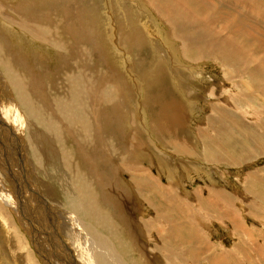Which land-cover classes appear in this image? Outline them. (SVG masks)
Returning <instances> with one entry per match:
<instances>
[{"label": "rangeland", "instance_id": "rangeland-1", "mask_svg": "<svg viewBox=\"0 0 264 264\" xmlns=\"http://www.w3.org/2000/svg\"><path fill=\"white\" fill-rule=\"evenodd\" d=\"M11 1L18 2L20 0ZM39 1L44 3L43 9L46 12L56 9H50L54 0ZM76 1L78 3L89 1V10H82V13L93 20L91 26L93 36L97 37L99 35V38H101L106 35L108 38L111 37L110 39L113 41L111 42L112 50L107 51L108 47L105 46L104 54L107 55L110 52V55H107L109 56V63L117 65L115 69L119 70L118 74L121 73L120 79L124 84L126 83V88H129L127 94L130 95L128 100L130 103L128 102L129 105L126 110L130 114L129 120L132 121V124L125 123V129L124 127L120 129V137L116 138V141L121 137L123 141L127 138L130 145V143H133L131 138H133L132 133L134 132L142 137L143 145L149 143V147H147L148 149L145 148V152L144 150L143 152L140 151L138 148L136 149L137 152L135 151L138 145L136 140L137 145L132 144L134 149L132 148L131 151H134L133 153L137 155L134 159L135 166H138L136 168L140 167V171L135 173H145V176H151L153 182L156 181L154 185L156 189L153 192L158 190L165 193V195H162L157 192L158 196L160 195L159 198H163L161 199L162 202H166L162 210L166 218L163 216L164 220L163 218L160 219L161 215L154 205L149 206V204L145 205L141 202L143 208H141L142 212L139 215L140 219L147 222L152 228L155 226L156 229H159L156 221H163L160 225L164 227H170L168 221H173L171 222V230L176 229L174 225L177 221H192V226L199 231L198 236L203 247L200 248L202 264H205V261L208 263L207 260L211 257H214L216 261H220L219 264H264V202L260 201L264 198L261 196V194H264L262 188L264 187V92H262L264 88V70L259 66L260 63L264 65V29L256 22L264 23V11L261 13L263 14L262 17L259 15L260 13L256 15L241 8L246 2V6L259 9L258 0H205L204 5L206 7L203 9L200 8L202 4L195 2V0H164L172 7L176 15L182 13L186 16L182 18L180 25L186 27L189 33L183 36L194 39L192 49L200 50L202 46V49L206 52L202 56L203 60L192 54L183 58L184 54H181L182 52L178 50L181 46V37L173 35L174 38H170L172 40V46L170 47L169 43L166 42L168 40L166 33L168 30L170 31L171 26L163 22L160 13L153 9L154 7L152 8L153 5L149 0L151 10L146 7L149 5L144 0H138L139 4L133 0H72L70 5L77 3ZM6 4L13 5L12 3ZM225 5L231 7L230 12L235 10V14H226L224 10L227 7ZM144 12L148 13L145 14ZM8 14L0 5V34L2 37L8 39L9 30L12 34L18 31L20 34L18 32V35L17 33L11 34L13 38L11 36L10 38H12L11 45L14 48L19 47V53L22 50V54H31L32 56L43 53L41 57L46 54L45 57L50 58L48 53L37 47L41 44V35L26 30L23 27L24 25L18 21V19L21 20V17L16 13L15 15L10 11ZM74 16H71L70 21L74 22L75 20V22H78V18L76 16L74 18ZM232 16L235 24L231 22ZM25 20L27 23L32 24L30 19L25 18ZM196 24L198 25L197 29L199 27L212 29L207 32L214 34L215 37L210 36L208 40L204 38L203 43L205 44H198L200 40L196 38L197 35L194 32L197 31ZM124 26L127 27V31H124V33L129 40L135 37L136 40L140 39L143 44V46L141 45L143 48H140L137 53L134 50L131 52L127 45H121L118 41V39L120 40L117 32L118 28L122 29ZM2 32L4 33L2 34ZM22 33L23 36H21ZM19 35L21 40L18 37ZM226 38L229 39L226 47L228 52L221 47L225 45ZM97 39L95 38L93 41L95 42ZM24 40L26 41L24 42ZM207 41H211L212 51H224L227 54L228 61L226 63L207 58L209 54L207 51H210V48L206 47L208 46ZM61 42L64 46L65 40L63 39ZM214 42H220L221 45L220 43L214 44ZM25 43H28V45ZM148 44L149 47H147ZM260 44L263 45L262 48H259ZM173 45L178 46L176 48ZM29 46L32 47L29 48ZM88 46L89 43L79 45L80 51L85 52L84 60L86 59L89 62H87L86 72L93 68L92 58L87 50ZM32 48L33 50H31ZM65 54L68 55L66 52ZM0 57L9 58L0 59V87L3 86L0 88V126L3 129L0 138L5 136L3 141L6 144L4 145L5 149L0 147L2 153H0V264H66V262L67 264L75 262L77 264H95V259H98L100 252H98L99 246L97 244L95 246L91 231L101 234L103 228L90 217L87 204L79 207L74 185L78 179L81 180L80 174L77 173L79 178L72 179L70 176L71 171L67 170L63 161L58 159V155L67 152L66 148L70 150L76 148L77 144L81 143V139L76 134L72 142L66 143L60 137L57 141H54L55 143H52L53 146L50 145V148H52L48 149L49 159L38 160L39 158L31 151L30 143H27L25 137L24 113L23 109L19 108L18 103L22 98L17 96L16 99V94L19 93V87L15 85L17 82L10 75H6V78H11L12 81L8 79L9 82H6L2 71L4 65L8 66L9 72L15 70L20 75L19 79L25 76L23 81L28 84V87H23L25 92H32V95H35L34 92L38 88L31 84L32 81L28 80L27 76L31 73L24 66L26 64L33 67L34 64H31V58L30 61L24 59L23 62L12 59L5 49L0 52ZM117 58L120 67L115 62ZM151 58L154 62L156 61L155 64ZM50 60H53V58H50ZM141 61H144L145 67L143 69L138 68V63ZM16 64L19 66L17 67ZM106 64L108 65L105 60V68H107ZM54 66L51 64L50 67V62L45 63L44 69L39 68L41 65L39 67L35 66L38 70L36 77L46 78V73H44L46 68L52 69ZM154 67L155 70H152ZM100 69L99 67L98 70L101 73L102 69ZM163 69H165L167 77L166 85L172 96L180 104V112L183 116L180 126H184L180 130V138L188 144V148L190 147L188 152L184 150L178 152L169 147L170 145L165 144L151 127L153 115L150 112L148 97L155 88L156 80H158L154 77ZM249 71H254L252 76H248ZM243 72L246 75H243ZM102 74V82H89L91 89L89 91L91 98L89 97V99H91L90 103L93 108V121L98 120L105 126L106 120L110 118V109L108 108L110 105L105 106L103 101H112L114 90L108 84V78H106L104 71ZM146 74L147 76H145ZM252 77H256L255 80H252L254 79ZM152 78L156 80L154 81ZM35 82L41 87V82L37 80ZM176 82L177 84H175ZM148 83H150L149 86ZM256 83H259V85ZM249 84H256V87L246 86ZM11 86L13 92L10 89ZM102 86H107L110 89L109 93L104 92ZM74 87L73 82L71 94L75 90ZM248 88L252 89L248 90ZM16 91L18 93L14 94ZM49 93H51V90H49ZM36 102L39 103L37 99L33 103L38 106L39 104H36ZM26 116L28 117V114ZM220 116L221 118H219ZM29 118L28 120H32V118ZM105 118L107 119L104 121ZM213 120L217 121L214 122ZM218 122L221 124H218ZM5 125L8 127L6 128ZM128 126L130 127L128 128ZM106 132L110 133L109 130H105ZM126 143L127 141L123 143L125 147H129ZM96 145L97 143L94 141L87 144L90 154L93 153L97 147ZM53 149L52 153L51 150ZM126 161H124L125 164H128L129 161ZM99 164L105 168L100 162ZM129 166L132 167V165ZM186 168L188 169L186 170ZM127 173L125 174L130 178L132 174ZM252 185L253 187H251ZM54 188L58 190L56 193ZM135 190L141 198V194L146 193L144 191L141 193L138 188ZM151 200L152 202L157 201L156 199ZM98 205V209L106 213L109 212L108 214H111L110 211H117L115 207L108 206L103 201H98ZM157 206L160 205L157 204ZM153 208L154 211H152ZM76 213L78 219H80L77 221L81 228L79 233L71 231L73 230L72 226L70 227L64 223L71 214L76 215ZM122 223L116 221L115 227H118L121 237L126 239V226ZM65 226L68 229H65ZM165 234L167 233L165 232ZM152 239L159 242L155 236ZM168 242L169 244L172 243L170 240ZM197 243L199 244V242ZM177 246L172 244L173 249L171 248V250L176 252L179 250ZM113 248L116 251H113V254L117 260L112 261L110 258L108 260L113 264H130L131 257L127 259L124 254L120 253L118 247L113 246ZM148 253L150 254V252ZM151 254L150 257L154 260L155 255ZM153 264H158V260L155 259ZM159 264L163 263L159 261ZM174 264H178L176 259Z\"/></svg>", "mask_w": 264, "mask_h": 264}, {"label": "bare ground", "instance_id": "bare-ground-1", "mask_svg": "<svg viewBox=\"0 0 264 264\" xmlns=\"http://www.w3.org/2000/svg\"><path fill=\"white\" fill-rule=\"evenodd\" d=\"M71 1L72 0H54L53 6L50 7V9L56 8L55 9L56 11L52 10L51 12H46L43 9L44 3H41V1H39V0H20L18 2L17 1L12 2L11 0H0V5H2L3 9L5 10V13L8 14V12H10V11H12L14 14L16 13L17 15H19L21 17V20L17 18L18 21H20L24 25L23 27L26 30H28L30 32H37L41 35L42 41H41L40 45H44V46L39 45L40 47L39 46H37V47L39 49L45 51L46 53H48L49 54L48 56L50 58H53V60H50V58L47 59L45 57L46 54H45V56L41 57L43 53H41V54L38 53L39 54V56H38L37 52H36L37 55H34V56H32L29 53H28L29 55H26L24 53L22 54L21 52H23V50L19 53V51H20L19 47L14 48V46L11 45L12 44L11 40L13 38L11 36V34H12L11 30H9V31L7 30L8 35H9L8 39L6 37H2V35L0 34V52L3 49H5L6 53L9 55V57H11L12 59L18 60L19 62H23L24 59H26L28 61L31 58V61H32L31 64H34L33 67L26 65V64L24 66H26L27 71L31 73L30 75L27 76L28 80L32 81L31 84L38 88L37 91L34 92L35 95H32V92H27V93L25 92V89L23 87H25V86L28 87V84H26V82L23 81V80H25L24 79L25 76L22 75L23 77H21L19 79L20 75H18V73H16L15 70L12 72H9L8 66H4V65L2 66V71L4 74L5 81L9 82L8 79H11V78L7 79L6 75H8V76L10 75L17 82V83H15V85L19 87V91H18L19 93L16 91L14 94L18 93V94H16V99H17V96H18V98L19 97L22 98V100L18 101V103H19V108L21 107L23 109V113H24L26 125L24 124L23 126H25V128H26L25 129L26 130L25 137L27 139V143H30L31 151H33V153L37 155V158H39L38 160L42 161V160L49 159L48 157H50V156L48 153V149L52 148V147L50 148V145H52V143H55L54 141H57L61 137V139L64 142L70 143L75 139L76 134L79 135L78 138L81 139V143H78L76 148H74L72 150H70L69 148H66L67 152H62L63 154L58 155V159L62 160L64 163V167L66 166L67 170L71 171L70 176L72 179L78 177L77 173L80 174L81 180L79 181V179H78V181H76L75 185H74L75 192L77 194L75 196L78 198L79 207H83L84 205L87 204L88 214L90 215L91 218H93L95 220L96 223L100 224L103 228L102 232H100L101 234L94 233L93 231H91V233H92L91 235L94 238L95 246H96V244L99 246L98 252H100L98 255V259H95L96 260L95 264H113L110 260H108V258H110L112 261L117 260L116 256L113 254V251H114L113 246H115V248L118 247L120 253L125 255V258L128 259V257H131V259H130L131 261L129 260L130 264H153L155 259L158 260V264H159V261H161V263H163V264H174L175 259L178 261V264H202V258H201L202 253L200 251V248L202 249L203 247L200 244L201 239L199 240V238H200L198 236L199 231H198V229H196L192 226V221H177V223L174 225V227L176 228L174 230H171L172 229L171 228V222H173V221H168L170 227L169 226L164 227L163 225H160L161 223H163V221H156V223L158 224V227H159V229H156L155 226L152 228L150 225L147 224V222L141 220L139 217L140 213L142 212L141 208H143L142 207L143 204H145V205L149 204V206L154 205L155 209H157L161 215L160 219L163 218V216H165L164 213H162V210L164 209L163 206L166 205V202H162L161 199H163V198H161V199L159 198L160 195L158 196V193H157V192H159L158 190L153 192V190L156 189L154 186L156 181L153 182V178L147 174H146L147 176H145L144 172H143L144 174L140 173L141 175L139 173H135V172L140 171V167L136 168L138 166H135L136 164H135L134 159L137 157V155H136V153H133L134 151L133 152L131 151L132 148L134 149L132 144L133 145L138 144L137 147L135 148V151L138 148L140 151L143 152V150H144V152H145V150H146L145 148L149 147V145H148L149 143H147L146 145H143L144 141L142 140V137H140V135H137L134 132L132 133L134 136H133V138H131V139H133L132 140L133 143H130V145H129L128 139L127 138L125 139V141H127L126 144L129 147H125V145L123 144L125 141H123L122 137L118 141H116V138L120 137V131H121L120 129L122 127H124V129H125V123L126 124H132V121L129 120L130 114L126 110V109H128V105H129L128 100L130 99V95L127 94L129 92V91L127 92V89H129V88H126V85H125L126 83L124 84L123 81L120 79L121 73L118 74L119 70L117 71V69H115V66H117V65L116 64L111 65L109 63V60H108L109 56H107V55H110V52L107 55L104 54L105 46L108 47L107 51L112 50V43L111 42H113V41L110 39L111 37L108 38V37H106V35L105 36L103 35L104 36V37L102 36L103 38L102 37L99 38V35H97V37H94L92 34V31H91V26L93 24V20H91L88 17V15L82 13V10H89L88 9L89 1L86 3H81V2L78 3L76 1L77 3L70 5ZM133 1L136 2L137 4H139L138 0H133ZM144 1H145V3L147 1V4L149 6H146V4H145V6L147 8H149L150 10H151V8H150V2H151V4L153 5L152 8L154 7L153 9H156L160 13V15L163 19V22H165L166 24L171 26L170 31L168 30V32L166 33V36L168 38V40H166V42L169 43L170 47L172 46V40L170 38L173 37V35L176 37L177 36L181 37L180 38L181 39V46H180L181 48L179 47L178 50H180V52H182L181 54H184L183 58L188 57V56H190V54H192L193 56H197V58H201V60H203L202 56H204L206 54V52L202 49V46L200 47L201 48L200 50L192 49L191 47L194 46V39L183 36L186 33H189L186 27H183L182 24L180 25V23L183 20L182 18L186 17V16L182 13H179L178 15H176L173 12L172 7H170V5L167 2H165L164 0H149L150 2L148 0H144ZM182 1H186V0H182ZM189 1H191V0H189ZM196 1L199 4H202V5H200L201 9L206 7V5H204L205 0H195V2ZM255 1H257V0H255ZM6 3H12L13 5L6 4ZM258 3L260 5L259 9H252V8L246 6V4H247L246 2L241 8L245 9L246 12L251 11V12L255 13L256 15H257V13L258 14L260 13L259 15L263 17V14H261V13H263V11H264V0H258ZM213 6H215V5H213ZM193 7H194V5H193ZM208 7H210V6H208ZM226 7L227 8L229 7L228 9L226 8V10H224V11H226V14H235V12H234L235 10L230 12L231 11L230 6H226ZM217 10H219V9H217ZM242 12H243V10H242ZM147 13L148 12H146L145 14H147ZM215 13H213V14L215 15ZM8 15H10V14H8ZM73 15H75L78 18V20H77L78 22H75V20H74V22L70 21V18ZM75 16H74V18H75ZM61 17L63 20L60 19ZM195 17H197V16H195ZM241 17H243V16H241ZM244 17L246 18V16H244ZM25 18L30 19L32 24L27 23ZM193 18H194V16H193ZM232 18H234V17L232 16L231 19ZM149 21L152 22L151 19H149ZM176 21H178V23H176ZM221 21H222V19H221ZM231 22L233 24H235L234 19H232ZM256 22L258 23V25L263 26L262 29H264V23H262L260 21H256ZM3 23H5V22H3ZM154 24L156 26V22ZM254 24H256V23H254ZM173 25H175V26H173ZM121 26H122V24H121ZM197 26L198 25L196 24V29H197ZM15 28H17V27H15ZM207 28L206 27L205 28L199 27V29H197V31H194V32H196L195 34L197 35L196 38L198 40H200L198 44H202L205 41V40H203L204 38L205 39L207 38L206 40H208V38L210 36L215 37L214 34L207 32V31H211L212 29H209V28L207 29ZM229 30H231V29H229ZM124 31H127L126 26H124L122 29H120V27L118 28L117 32H118V36L120 38V40L118 39V41L120 42L121 45H127L131 52H133V50H134V52L137 53V51L140 48H143L142 47L143 44H142L141 40L140 39L136 40L135 37H133L132 40L131 39L129 40V38L126 36ZM15 32L17 33L18 31H15ZM94 32H96V31H94ZM3 33L4 32H2V34ZM16 33H13L12 35H14ZM18 33H17V35H18ZM10 36L12 38H10ZM21 36H23V33ZM21 36L20 35L18 36L19 39ZM35 38H37V37H35ZM95 38H98V39L95 40V42H94L93 39H95ZM63 39L65 40L64 46H63V43L61 42ZM226 39H225V41H226L225 45H223L221 47L224 51L226 49V51L228 52V48H226V47H227V44L229 43V39H227V40ZM25 41L26 40H24V42ZM24 42H22V43H24ZM27 42H29V41H27ZM220 42L222 43L223 41H220ZM220 42H218V43L214 42V44L215 43L219 44ZM22 43H21V45H22ZM82 43H86V44L89 43L87 50L91 55L92 63H93V65L91 64L93 66V68L91 70L89 69V72H86V70H87L86 67H87L88 61L86 59L84 60V58H85L84 53L85 52L80 51V49H79V45ZM221 43H220V45H221ZM25 44L28 45V43H25ZM203 44H205V43H203ZM207 45L208 46L203 45V46L210 48V51H207L209 53L207 58L218 60V61H221L222 63H226L228 61L227 60L228 56H227V54L224 53V51L219 52L216 50V52H214L211 50V48H212L211 41H207ZM15 46H16V44H15ZM173 46H175V45H173ZM177 46H175V47L177 48ZM214 46L216 47V45H214ZM262 46L263 45L260 44L259 48H262ZM30 47H32V46H29V48ZM109 47H111V49H109ZM147 47H149V44L147 45ZM26 49H27V47H26ZM31 50H33V48ZM26 52H27V50H26ZM65 52L68 55H66ZM33 54H35V52H33ZM86 55H88V54H86ZM152 58H151V60H152ZM179 58H180V56H179ZM0 59L5 60V59H9V58L0 57ZM185 59H188V58H185ZM105 60L108 63V65L106 64L107 68H105ZM151 60H150V62H151ZM7 61H9V60H7ZM110 61H111V59H110ZM183 61H184V59H183ZM46 62H50V67H51V64L55 65L54 68H52V69L46 68V70L44 72V73H46V75H45L46 78H43V77L37 78L36 73H38V70H36L35 66L39 67L41 65V67H39V68L44 69ZM115 62L118 65L120 64V62L118 61V58L115 60ZM152 62L155 64L156 61L154 62V60H152ZM18 66L19 65H17V67ZM152 66H154V65H152ZM160 66H162V64ZM259 66L261 69L264 70V65L262 63H260ZM20 67H21V64H20ZM99 67L102 69L101 73H103V71L105 72V75L107 76L106 78H108L107 82L112 87V89L114 90L113 100L112 101H108V100L103 101L105 106L110 105L108 107L110 109L109 110L110 118L104 119V121L107 119L105 126H103L104 124L102 125L98 120L93 121V119H92L93 108H92L91 103H90L91 99H89V97L91 98V95H89V91L91 90L89 82H99V81H101L102 76H103V74L101 75V73L98 70ZM119 67H120V65H119ZM144 67H145L144 61H141L138 63V68L143 69ZM160 68H162V67H160ZM152 70H155V67ZM147 71H149V70H147ZM120 72H121V69H120ZM156 72H157V70H156ZM151 73L153 74V71ZM244 73L245 72H243V75H246ZM253 73H254V71L253 72L249 71L248 76H252ZM147 74L145 76H147ZM142 75H144V74H142ZM154 78L158 79V80H156V79L152 78V80L157 81V83L155 84V88H154V90H156V91L153 90L155 93L152 91L148 97L149 106L151 109L150 112L153 115V122H152L151 127H152L153 131L158 135V137H160V139L162 141H164L165 144L170 145L169 147L173 148L174 150H177L178 152L179 151L181 152L182 150L188 152L190 147L188 148V144L184 143L182 141V139L180 138L181 137L180 130L182 129V127H184V126H180V121L183 119V116L180 112L181 111L180 104L176 101L174 96H172L171 92L169 91V88L166 85L167 77H166L165 69L160 70ZM252 78H254L252 80H255L256 77H252ZM18 80H20V81L18 82ZM35 80H37L38 82H41V84H40L41 87H39L37 85V82H35ZM10 81H12V79ZM154 81H153V85H154ZM73 82L75 84V87H74L75 90L73 91V94H71V90H73ZM175 84H177V82ZM256 84L259 85V83H256ZM256 84H249L246 86L256 87ZM147 85L149 86L150 83H148ZM2 87H0V88H2ZM10 89L13 92L12 86L10 87ZM251 89L248 88V90H251ZM49 90H51V93H49ZM103 91L109 93L110 89H108L107 86H104ZM262 92H264V88L262 89ZM126 94H127V96H126ZM35 99H37L39 102V103L36 102V104H39L38 106H35L33 103V101ZM215 109H217V108H215ZM26 110H27V112H26ZM27 114H28V117L26 116ZM225 114H223V115H225ZM99 115L101 116L100 113H99ZM104 115H105V113H104ZM125 115H127V116H125ZM221 116L219 118H221ZM29 117L32 118V120ZM28 118L30 120H28ZM100 119H101V117H100ZM215 121H217V120H215ZM220 122H218V124ZM2 124H3V122H2ZM210 124H212V123H210ZM5 126H6V128L8 127L7 125H5ZM129 127L130 126H128V128ZM215 127H213V128H215ZM105 130H107V131L109 130L110 133L109 134H108V132L105 133ZM2 131H3V129L0 126V134L3 133ZM132 131H133V129H132ZM122 133H124V132H122ZM151 135H152V133H151ZM261 135H263V134H261ZM123 136H124V134H123ZM202 136H203V134H202ZM128 137H129V135H128ZM130 137H132V136H130ZM3 140H5V136H2L0 138V145H1L0 147L2 149H5L4 145H6V144H5V141H3ZM87 140H88V142H87ZM135 140L137 141V144L135 143ZM90 141L91 142L94 141L95 143H97V145H96L97 147L95 148V150L93 151L92 154L89 153L88 146H87V144ZM6 148H7V146H6ZM70 148H71V146H70ZM92 149H94V147H92ZM73 150L75 151L74 153H73ZM53 151H54V149L51 150L52 153H53ZM55 153H56V151H55ZM147 154H148V152H147ZM51 160H49V161H51ZM126 160L129 161L128 164H125L124 161H126ZM99 162L101 164H103L105 168L101 167ZM54 165H56V164H54ZM129 165H132V167H130ZM187 169L188 168H186V170ZM127 172L129 174L130 173L132 174V176L130 178L127 177V175L125 174ZM59 178H60V176H59ZM158 187H159V185L157 186V189H158ZM251 187H253V185ZM136 188H138L141 191V193L143 191L146 192V193L141 194L142 198L139 196L140 194L137 192V190H135ZM262 188L264 189V187H262ZM54 191L56 193V191H58V190H56L54 188ZM159 193H161L162 195H165L164 192L163 193L159 192ZM58 194L60 195V193H58ZM261 196L263 198L264 194H261ZM58 197H60V196H58ZM71 199H72V197H71ZM151 199H154V200L156 199L157 201L152 202ZM97 200L103 201V203H105V204L107 203L108 206L115 207L117 209V211H115V212L110 211L111 214H108L109 212L106 213V212L101 211L100 209H98L100 204L98 205ZM96 201H97V203H95ZM260 201L264 202V198L261 199ZM156 203L159 204L160 206H157ZM152 211H154V208L152 209ZM136 214H137V216H136ZM211 215H213V214H211ZM164 218H166V216ZM164 218H163V220H164ZM79 220L80 219H78V215L76 213V215L71 214L69 216V219L67 221L65 220L64 223L68 224L70 227L72 226L71 228L73 230H71V229H69V230H71L73 232L75 231V233H79V231L81 230L80 226L77 224V221H79ZM116 221L117 222L120 221V223L123 222L124 226H126V229H125V232L127 235L126 239H123L121 237L120 231L118 230V227H115ZM196 222H198V221H196ZM193 225H194V223H193ZM61 228H62V225H61ZM65 229H68V228L66 227ZM65 229H64V231H65ZM95 229H97V228H95ZM166 229H167V231H166ZM62 232H63V228H62ZM165 232L167 234H165ZM154 236L159 240V242L153 241L154 239H152V238H154ZM68 237H69V235H68ZM68 237H66V238H68ZM79 240H80V238H79ZM167 240L172 241V243L169 244V242ZM197 242H199V244ZM172 244H173V246L178 245L177 247H179V250H177L176 252H174V250H171V248L173 249V247H171ZM16 248L18 249L19 247H16ZM60 252H62V251H60ZM114 252H116V251H114ZM148 252H150V254L153 253L155 255L154 260L152 259V257H150V254ZM17 253H18V251H17ZM71 256H73V255H71ZM74 256H75V254H74ZM21 258H23V257H21ZM122 262H124V261L122 260ZM207 262L208 263H206V261H205V264H219L220 263V261H216V259L214 257L209 258L207 260ZM64 263H65V261H64ZM66 264H67V262H66ZM73 264H77V263L75 262Z\"/></svg>", "mask_w": 264, "mask_h": 264}]
</instances>
